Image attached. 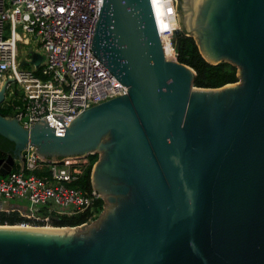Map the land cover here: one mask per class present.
<instances>
[{"label": "water", "instance_id": "water-1", "mask_svg": "<svg viewBox=\"0 0 264 264\" xmlns=\"http://www.w3.org/2000/svg\"><path fill=\"white\" fill-rule=\"evenodd\" d=\"M185 23L201 57L235 65L240 82L194 86L164 56L150 0H98L90 48L126 93L62 136L0 114V175L27 143L51 161L98 153L89 180L108 206L82 233L0 224V264H264V0H187Z\"/></svg>", "mask_w": 264, "mask_h": 264}, {"label": "built area", "instance_id": "built-area-1", "mask_svg": "<svg viewBox=\"0 0 264 264\" xmlns=\"http://www.w3.org/2000/svg\"><path fill=\"white\" fill-rule=\"evenodd\" d=\"M150 4L159 22L161 48L166 43L175 59L177 0H150ZM97 15L98 0H0V77H6L5 88L12 94L18 90L12 113L18 121L26 118L21 122L24 127L45 118L54 134L62 136L82 110L126 93L90 48ZM17 43H31L42 59L35 65L17 58ZM29 63L31 67L24 68ZM52 115L62 116V123ZM33 149L27 143L23 160L0 175V212L16 210L39 222L84 213L87 220L79 225L90 221L99 210V200L103 208V199L91 185H73L87 165V155L51 161ZM11 198L24 199V209L10 206Z\"/></svg>", "mask_w": 264, "mask_h": 264}, {"label": "trees", "instance_id": "trees-1", "mask_svg": "<svg viewBox=\"0 0 264 264\" xmlns=\"http://www.w3.org/2000/svg\"><path fill=\"white\" fill-rule=\"evenodd\" d=\"M176 61L183 63L194 70L192 84L197 87H220L238 80L237 67L228 61H221L215 64L206 62L199 54L194 40L186 35L184 31H177L172 36ZM2 114V113H1ZM87 165L84 167L79 179L74 186L90 188V169L97 158V154H87ZM15 166L12 168L14 169ZM99 200L97 209H100ZM84 213L73 216H50L46 221L27 220L16 210L0 212V224H19L28 222L29 226L49 225V226H75L86 221ZM24 225V224H23ZM19 226V225H17ZM40 226V227H49Z\"/></svg>", "mask_w": 264, "mask_h": 264}, {"label": "rangeland", "instance_id": "rangeland-1", "mask_svg": "<svg viewBox=\"0 0 264 264\" xmlns=\"http://www.w3.org/2000/svg\"><path fill=\"white\" fill-rule=\"evenodd\" d=\"M185 1V0H184ZM181 2V6L183 4V2ZM183 8V7H182ZM181 15L184 16L185 15V12L182 10L181 12ZM179 29L181 31H184L186 33H190L186 30V28H184V26H182V24L180 23L179 24ZM32 57L34 59H42V54L41 52L35 47V46H32L31 43H29L28 45H24V44H20V43H17V58L21 59V58H26L27 60H32ZM165 57L169 58V59H173V56H172V53L170 51H165ZM31 67V64H26L24 65V68H30ZM240 82V77L239 79L236 81V83ZM15 95H12V97H10V99H15ZM98 154V153H97ZM7 203H9L10 206H14V207H17L19 209H24V206L26 204V201L24 199H8L7 200ZM104 204V202H103ZM102 204V205H103ZM108 206H103V208H100L96 214L91 218L90 221H88V224L87 226H91V225H96V216H102L103 213L107 210ZM37 227V226H36ZM38 227H40L38 225ZM51 227V226H49ZM74 231L73 232H80L82 233V229H80L79 227H76L74 226ZM86 227V226H85Z\"/></svg>", "mask_w": 264, "mask_h": 264}, {"label": "bare ground", "instance_id": "bare-ground-1", "mask_svg": "<svg viewBox=\"0 0 264 264\" xmlns=\"http://www.w3.org/2000/svg\"><path fill=\"white\" fill-rule=\"evenodd\" d=\"M186 4H187V0H185L182 4L184 12L186 10ZM155 20H156V24H157V28H158L159 22H158V19L156 16H155ZM183 21L185 24V28L188 30V28L186 27V23H185V15H184ZM162 48H163L162 51H163L164 56H165V51L171 52L169 46L166 43L163 44ZM1 227H9V226L2 225ZM11 227H19V226L14 225ZM20 227L27 228V230L34 231V232H73L74 231V227H71V228H66V227H38V226L36 227V226H29V225H21Z\"/></svg>", "mask_w": 264, "mask_h": 264}, {"label": "crops", "instance_id": "crops-1", "mask_svg": "<svg viewBox=\"0 0 264 264\" xmlns=\"http://www.w3.org/2000/svg\"><path fill=\"white\" fill-rule=\"evenodd\" d=\"M5 80H6V77H0V81H1L0 82V89L4 85ZM14 90H15L16 93L12 94L10 90H8L7 88H4L3 98L0 101V114L2 113L1 115H6V114H9V113L13 112V110H14L13 105H14V103L16 101L15 99L18 98V96H16L18 94L17 88H15ZM12 95H15L16 98L11 100L10 97H12ZM5 97L8 98L7 101L4 99ZM2 152L6 153V152L0 150V153H2ZM5 156H7V154ZM14 166L16 167V165L13 164L11 169Z\"/></svg>", "mask_w": 264, "mask_h": 264}, {"label": "flooded vegetation", "instance_id": "flooded-vegetation-1", "mask_svg": "<svg viewBox=\"0 0 264 264\" xmlns=\"http://www.w3.org/2000/svg\"><path fill=\"white\" fill-rule=\"evenodd\" d=\"M15 93H16V92H15ZM0 150H1V149H0ZM6 154L8 155V153H3V152L0 153V158H5V157H6V156H5ZM103 202H104V200H103Z\"/></svg>", "mask_w": 264, "mask_h": 264}]
</instances>
